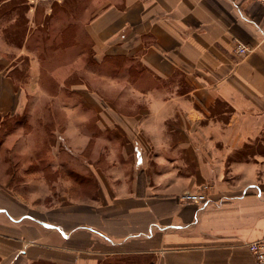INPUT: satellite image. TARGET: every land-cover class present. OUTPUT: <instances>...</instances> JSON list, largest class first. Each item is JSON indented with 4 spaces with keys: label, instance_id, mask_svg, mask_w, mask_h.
Returning <instances> with one entry per match:
<instances>
[{
    "label": "crops",
    "instance_id": "obj_1",
    "mask_svg": "<svg viewBox=\"0 0 264 264\" xmlns=\"http://www.w3.org/2000/svg\"><path fill=\"white\" fill-rule=\"evenodd\" d=\"M14 1L0 0V9ZM42 3L53 10L52 51L90 47L100 72L109 71L95 80L125 87L107 94L72 86L81 104L62 108V142L28 140L23 127L10 134L31 96H51L37 92L29 35L14 61L30 56L32 74L18 83L0 26V147L16 154L0 157V264H255L248 244L264 238L263 7ZM238 43L251 52L238 55ZM47 145V155L35 152ZM203 191L206 203L183 200Z\"/></svg>",
    "mask_w": 264,
    "mask_h": 264
},
{
    "label": "rangeland",
    "instance_id": "obj_2",
    "mask_svg": "<svg viewBox=\"0 0 264 264\" xmlns=\"http://www.w3.org/2000/svg\"><path fill=\"white\" fill-rule=\"evenodd\" d=\"M52 11L50 4L42 3L38 4L33 13H31L29 7L23 0H15L11 4L9 3L6 9H0V17L3 18V20H0V26H7V33L9 34L5 37L10 47V51L6 56L8 60L13 62L12 65L16 66L13 71L14 77L17 78L19 84L28 82L31 77L32 69L30 67V56L24 55L14 61V58L18 54L16 49L23 46L24 40H26L27 35H29V45L27 44L28 49L31 50L29 53L34 54L40 63V85L37 92L44 94L46 92L51 96L50 100L45 95L40 98L38 96H31L24 116L15 117L9 121L8 132L12 134L23 127L24 129L19 132V135H24L28 140L32 139L38 142L45 141L47 144L49 142L53 143L55 140L60 142L64 140L66 118L62 108L71 103L78 106L81 104L80 97L74 95V92L71 91L73 88L72 86L79 83L85 84L90 91L107 92V94L117 90L120 91L125 87L122 85L124 87L120 89L114 88L109 78L105 80L106 83H99L95 80L96 76L109 75V71L107 74L100 72L101 69L93 58L90 47H83L84 50L79 55L75 52L66 53V51H52L50 43L51 39H53V36H50L53 23L51 21ZM33 34L38 36L37 42L40 45H38V49L30 45V36L32 37ZM33 50L34 52H32ZM79 56H81V58H79ZM76 58L82 60L79 67L72 66ZM65 66L68 67L66 68ZM68 69L71 70L68 71ZM56 70L58 72L64 71V73L55 77L54 72ZM71 74L73 75L71 76ZM65 76L72 77V80L69 78L70 81H66L67 84L64 83L66 79ZM55 95L61 96L62 99L58 101L53 99L52 97ZM54 111L56 114H54ZM1 140L0 138V142H2ZM57 147L60 151L65 150L63 143H60ZM50 150V147L47 145L35 149V152L38 155H47ZM6 151H9V149L0 147V157L5 155L4 157H6L9 162V155L12 156L16 154H14V151H9L8 154H4ZM94 151V149L88 148L83 153L85 157L88 156L89 162H93L92 160L94 157H97ZM73 161L76 162L77 160ZM83 171L86 170L84 169Z\"/></svg>",
    "mask_w": 264,
    "mask_h": 264
},
{
    "label": "built area",
    "instance_id": "obj_3",
    "mask_svg": "<svg viewBox=\"0 0 264 264\" xmlns=\"http://www.w3.org/2000/svg\"><path fill=\"white\" fill-rule=\"evenodd\" d=\"M31 7H36L43 0H26ZM260 4L264 9V0H253ZM251 52V49L246 45L238 43L237 53L240 56L247 55ZM183 200L191 201L194 203H206L208 201L205 191L196 194H186L183 196ZM250 252L255 258V264H264V238L252 241L248 244Z\"/></svg>",
    "mask_w": 264,
    "mask_h": 264
}]
</instances>
